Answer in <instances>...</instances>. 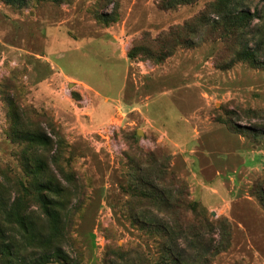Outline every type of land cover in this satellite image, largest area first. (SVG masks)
Instances as JSON below:
<instances>
[{"label":"rangeland","instance_id":"rangeland-1","mask_svg":"<svg viewBox=\"0 0 264 264\" xmlns=\"http://www.w3.org/2000/svg\"><path fill=\"white\" fill-rule=\"evenodd\" d=\"M0 264H264V0H0Z\"/></svg>","mask_w":264,"mask_h":264},{"label":"trees","instance_id":"trees-1","mask_svg":"<svg viewBox=\"0 0 264 264\" xmlns=\"http://www.w3.org/2000/svg\"><path fill=\"white\" fill-rule=\"evenodd\" d=\"M241 19H245L248 16V12H242L241 13ZM251 57V56H250ZM33 136V135H32ZM48 185L50 186V184L48 183L45 187L48 189Z\"/></svg>","mask_w":264,"mask_h":264}]
</instances>
